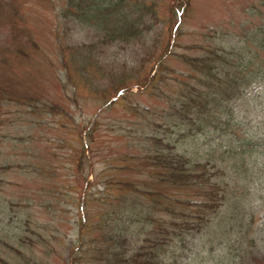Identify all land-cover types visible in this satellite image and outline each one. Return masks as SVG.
Segmentation results:
<instances>
[{"label":"rangeland","instance_id":"obj_1","mask_svg":"<svg viewBox=\"0 0 264 264\" xmlns=\"http://www.w3.org/2000/svg\"><path fill=\"white\" fill-rule=\"evenodd\" d=\"M46 1L0 0V84L4 88L0 96L5 97L0 99V257L10 264H73L72 250H92L89 257L100 250V227L106 226L104 220L112 211L118 212L121 198L129 194L117 184L132 182L142 191L154 188L148 174L152 168L140 159L159 147L154 138L202 165V130L181 132L169 122L174 98L179 90H186L175 81L174 73L192 72L184 59L202 57V46L231 47L234 37L262 22L259 12H264V0H191L190 7L183 5L182 10L177 0H146L162 6L161 23L155 30L162 32L163 43L171 44L168 74L156 75L162 77L158 84L114 94L109 99L112 103L104 106L99 96L81 84L78 74L71 78L75 87L68 79L56 44L55 13ZM13 20L24 30L18 33L26 35L22 39L12 35ZM74 27L73 43L95 42L94 33ZM16 43L24 55L15 51ZM125 57L134 63L136 53L123 52L118 62ZM53 107L60 109L58 114L50 112ZM215 156L225 162L223 173L214 179L221 177L224 188L237 183L235 190L250 199L245 202V218H252V224L249 230L242 228L241 239L258 232L257 246H264V156L246 155L244 165L231 152L218 151ZM230 175L235 181L228 179ZM171 193L187 205L175 207L164 201L160 208L165 228L156 232L170 233L178 242L167 246L168 250H186L184 258L189 261L178 263L234 264L240 253L233 246L236 234L230 241L228 237L211 240L197 236L202 234L200 226L192 230L196 215L202 216L201 194L193 188ZM169 207L174 214L167 211ZM129 230L141 236L138 225ZM198 250L214 251L195 258L193 251ZM249 252L264 255L263 248Z\"/></svg>","mask_w":264,"mask_h":264},{"label":"trees","instance_id":"obj_2","mask_svg":"<svg viewBox=\"0 0 264 264\" xmlns=\"http://www.w3.org/2000/svg\"><path fill=\"white\" fill-rule=\"evenodd\" d=\"M190 2L177 0L180 10L184 9L183 5L190 7ZM46 4L49 7L52 5L55 13L56 44L67 69L68 79L75 87L76 83L71 78L78 74L81 84L99 96L105 102L104 106L112 103L109 99L114 94L116 96L128 93L133 88L142 89L158 84L162 77L158 79L156 75L168 74L166 61L172 55L171 44L166 43L167 40L163 43L162 32L155 30L157 24L161 23L158 14L162 6L158 2L47 0ZM165 9L171 10L172 6ZM263 13L259 12L263 16L262 22L248 29L238 39L234 37L235 42L231 47L202 46V57L184 59L191 66L192 72L187 76L174 73L175 81L186 90H179L174 98L175 108L169 122L174 128L179 127L181 132L185 129L193 131L196 127L202 130V149L205 151L202 154V165L191 161L185 152L172 148L170 144L165 148L164 141L154 138L159 147L149 156L140 158L146 162V166L152 168L148 174L155 184L154 188L142 191L132 182L118 183V189L129 194L121 198L123 201H120L118 212L112 211V217L104 220L106 226L100 227L102 248L94 250L91 257L89 252L92 250H72L73 264H179V261L185 259L186 250H168L167 246L171 243L177 245L178 242L170 233L163 236L156 230L165 228V222L161 220L164 212L160 208L164 201L175 207L176 204L187 205L180 202L177 195L173 197L171 192L190 188L202 196L199 204L202 216L199 218L196 215L197 224L192 229L196 230L200 226L202 234L199 232L197 236L211 240L228 237L229 240L234 233L238 240L233 246H238L240 252L235 256L237 261L234 264H264V255L255 256L249 252L261 248L264 250V246H257L261 242L257 236L259 233H251L248 238L241 239L242 228L249 230L252 224V218H245V202L248 203L250 199L235 190L237 183L233 186L225 184L224 188L225 181L220 180L221 177L219 180L214 179V176L223 173L221 164L225 162L223 158L215 156L218 151L236 155L239 157V165L247 162L246 155L255 158L264 156ZM75 25L83 31L94 33L95 42L73 43ZM23 31L19 22L13 20L12 35L22 39L26 35L18 33ZM14 48L24 55L18 43ZM123 52L136 53L134 63L126 57L119 63ZM137 53L141 56H137ZM91 74L96 77L91 78ZM3 91L0 84V93ZM6 98L9 100L8 96ZM0 99L4 100L5 97L0 96ZM52 109L54 111L49 110L51 113L58 114L60 111L57 107ZM170 124L168 128L172 127ZM218 138L220 142H217ZM225 139L228 142H223ZM210 165L211 168H208ZM228 179L235 181L232 175ZM155 186L158 187L156 191ZM164 187L167 191L161 190ZM128 198L133 200L127 202ZM143 198L148 201H143ZM167 211L174 214L171 207ZM137 225L141 229L139 237L129 230L131 226ZM212 251L198 250L193 251L192 255L196 258L201 253ZM0 264L10 263L0 257Z\"/></svg>","mask_w":264,"mask_h":264}]
</instances>
